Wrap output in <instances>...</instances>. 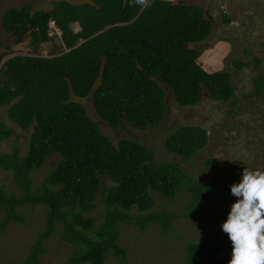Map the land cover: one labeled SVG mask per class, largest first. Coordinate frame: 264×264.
Instances as JSON below:
<instances>
[{"label":"trees","instance_id":"obj_1","mask_svg":"<svg viewBox=\"0 0 264 264\" xmlns=\"http://www.w3.org/2000/svg\"><path fill=\"white\" fill-rule=\"evenodd\" d=\"M90 1L79 6L59 1L49 11H33L27 4L1 17V27L14 37V45L26 41L33 50L22 54L2 43L0 52V107L7 108L8 119L0 123V140L11 136L9 123L29 132L25 154L13 148L0 156V167L12 171L24 190L22 198L0 194V210L7 208L8 214L0 231L16 218L13 211L18 206L48 209L46 229L25 264H37L42 243L56 224L62 226L60 240L77 247L68 264H104L110 250L123 258L116 244L118 224H133L126 216L133 209L140 213L134 224L158 223L166 233L176 214L154 211L150 191L169 199L178 191L191 194L184 210L190 216L203 205V190L208 198L235 202L231 195L195 181L181 167L206 146L204 128L175 129L163 145L167 154L181 160H158L138 141L121 139L114 144L80 103L92 94L95 113L110 129L118 130L125 122L143 131L159 127L165 117L161 85L180 108L197 105L204 92L212 101L229 102L234 97L233 69L225 70L218 62L206 69L201 61L204 51L197 48L209 37L212 19L200 6L173 0H151L144 8L134 0ZM51 21L61 31V45L57 54L45 57L39 52L50 41ZM253 61L256 68L262 63L257 57ZM241 67L234 68V74ZM254 87V95H264L263 76L256 78ZM53 154L60 161L32 194L30 173ZM98 196L106 212L105 222L95 229V221L85 214L93 210ZM231 253L232 242L222 233L188 245L185 261L228 264Z\"/></svg>","mask_w":264,"mask_h":264},{"label":"rangeland","instance_id":"obj_2","mask_svg":"<svg viewBox=\"0 0 264 264\" xmlns=\"http://www.w3.org/2000/svg\"><path fill=\"white\" fill-rule=\"evenodd\" d=\"M59 1L76 6L91 3L90 0H0V52L3 49L2 43H6L14 52L33 53L26 41L14 45V37L2 29L1 17L5 11L10 8L19 9L27 4L32 5L33 11H49L53 3ZM175 2L200 6L205 15L212 19L209 37L197 47L204 51L201 61L206 69L215 66L217 62L223 63L225 70H234L240 64L244 66L236 74L232 70L234 97L229 102H215L204 92L197 105L180 108L170 90L161 85L166 93L165 117L159 127L143 131L125 122L118 130L110 129L95 113L92 94L80 100V103L92 121L114 144L121 139L138 141L155 153L158 160H181L167 154L163 145L175 129L180 126L204 128L208 135L206 146L181 167L195 181L231 195L236 202L237 198L231 194L230 186L241 180L244 168L264 170V95H254V81L258 76L264 77V0ZM223 2L227 6L223 7ZM230 7L238 9L242 16L239 21L238 16L232 14L233 25L229 22L230 14H222L224 8L231 11ZM72 28L74 32L79 30L77 24ZM59 45L61 40L58 37H50V41L41 46L39 55H55ZM254 57L262 62L257 68ZM6 110V107H0V123L8 122ZM8 127L12 129V134L7 139L0 140V156L10 154L13 148H18L21 155L25 154L29 132H22L12 123ZM59 161L60 156L53 154L40 169L30 173L32 194H37L40 185ZM203 193V205L190 216L184 210L191 204V194L178 191L175 198L169 199L150 191L154 211L165 209L176 214V218L171 221V229L162 233L158 223L136 225L134 222L138 221L140 213L136 209L126 212L133 224L119 223L116 241L124 257L121 258L110 250L104 264H186L187 246L224 233L222 224L226 222L231 205L235 203L218 197L208 198L204 190ZM0 194L5 198H22L24 195V190L15 181L12 171H4L2 167ZM6 209L0 210V222L8 215ZM47 211L45 205H23L14 209L16 218L8 220L0 231V264H25L39 235L46 229ZM105 212V206L98 196L93 210L85 215L95 221V229H98L105 222ZM61 229L62 226L56 224L52 233L44 240L37 264H68L75 255L77 247L60 240ZM87 234L93 235L92 231Z\"/></svg>","mask_w":264,"mask_h":264},{"label":"clouds","instance_id":"obj_3","mask_svg":"<svg viewBox=\"0 0 264 264\" xmlns=\"http://www.w3.org/2000/svg\"><path fill=\"white\" fill-rule=\"evenodd\" d=\"M134 3L144 8L150 6L151 0H134ZM48 36L59 39L61 36L52 21ZM230 187L237 200L222 224L223 232L232 242L228 264H264V170L244 168L241 180Z\"/></svg>","mask_w":264,"mask_h":264},{"label":"flooded vegetation","instance_id":"obj_4","mask_svg":"<svg viewBox=\"0 0 264 264\" xmlns=\"http://www.w3.org/2000/svg\"><path fill=\"white\" fill-rule=\"evenodd\" d=\"M224 7V6H223ZM222 10H223V8H221ZM241 12L238 10V9H236L234 12H232V11H230L229 9H225L224 8V10H223V12H222V14L224 15V14H230V17H231V20H230V24H232L233 22H234V17L232 16V14H235L236 16H238V19H239V21L241 20V15H239ZM222 16V15H221ZM228 16V15H227ZM244 16V15H243ZM233 25V24H232Z\"/></svg>","mask_w":264,"mask_h":264},{"label":"crops","instance_id":"obj_5","mask_svg":"<svg viewBox=\"0 0 264 264\" xmlns=\"http://www.w3.org/2000/svg\"><path fill=\"white\" fill-rule=\"evenodd\" d=\"M173 1H175V0H173ZM181 1H189V0H181ZM224 5H226V3H225V2H223V6H224ZM226 6H227V5H226ZM230 8H231V11H232V12H234V11H235V9H232V7H230Z\"/></svg>","mask_w":264,"mask_h":264}]
</instances>
